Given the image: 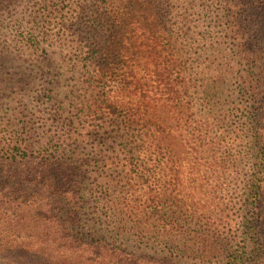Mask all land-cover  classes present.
<instances>
[{
    "label": "trees",
    "instance_id": "trees-1",
    "mask_svg": "<svg viewBox=\"0 0 264 264\" xmlns=\"http://www.w3.org/2000/svg\"><path fill=\"white\" fill-rule=\"evenodd\" d=\"M0 264H264V0H0Z\"/></svg>",
    "mask_w": 264,
    "mask_h": 264
},
{
    "label": "rangeland",
    "instance_id": "rangeland-1",
    "mask_svg": "<svg viewBox=\"0 0 264 264\" xmlns=\"http://www.w3.org/2000/svg\"><path fill=\"white\" fill-rule=\"evenodd\" d=\"M51 49H53V48H51ZM55 50V49H54Z\"/></svg>",
    "mask_w": 264,
    "mask_h": 264
}]
</instances>
